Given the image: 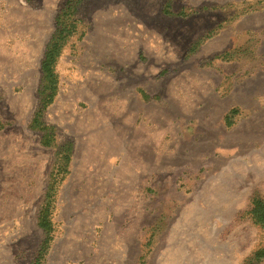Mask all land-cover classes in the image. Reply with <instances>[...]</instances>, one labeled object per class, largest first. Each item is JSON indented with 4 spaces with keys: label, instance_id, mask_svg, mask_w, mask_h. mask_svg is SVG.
I'll return each instance as SVG.
<instances>
[{
    "label": "rangeland",
    "instance_id": "1",
    "mask_svg": "<svg viewBox=\"0 0 264 264\" xmlns=\"http://www.w3.org/2000/svg\"><path fill=\"white\" fill-rule=\"evenodd\" d=\"M68 2L0 0V264H244L264 243L247 214L264 199V0H71L42 118L71 160L39 262L57 155L31 125Z\"/></svg>",
    "mask_w": 264,
    "mask_h": 264
},
{
    "label": "trees",
    "instance_id": "2",
    "mask_svg": "<svg viewBox=\"0 0 264 264\" xmlns=\"http://www.w3.org/2000/svg\"><path fill=\"white\" fill-rule=\"evenodd\" d=\"M71 11H73V7L71 6V0H69L67 8H65L63 13L57 18V29L46 48L44 59L41 64L42 85L39 91L40 108L35 113L31 125L33 130L43 133L42 145L44 147L55 148L57 155L50 175V181L47 186L45 204L38 218V227L45 233L46 237L41 245L38 255L40 263V260H44L47 256L52 242L53 225L51 205L59 185L68 174V167L71 160V148L66 145L57 146L52 129L47 127L42 121L43 112L54 102L58 93V76L56 73L58 59L65 42L75 31V26L70 24L67 20ZM247 214L252 224L264 233V199L260 197L254 198ZM262 261H264V243L260 245L244 264H259Z\"/></svg>",
    "mask_w": 264,
    "mask_h": 264
}]
</instances>
